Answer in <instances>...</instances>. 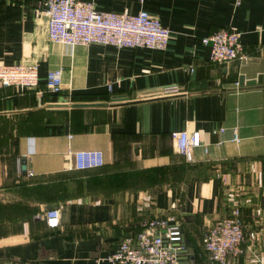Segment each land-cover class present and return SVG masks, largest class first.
<instances>
[{
  "label": "crops",
  "instance_id": "obj_1",
  "mask_svg": "<svg viewBox=\"0 0 264 264\" xmlns=\"http://www.w3.org/2000/svg\"><path fill=\"white\" fill-rule=\"evenodd\" d=\"M93 1L157 14L168 45L54 41L43 0H0V62L39 64L37 87L0 85V264H114L123 238L167 213L182 223V258L205 263L204 233L236 207L246 239L227 264H264V0ZM220 27L241 33L248 59L211 60L203 37ZM59 67L63 86L50 91ZM241 75L262 81L238 87ZM94 101L109 104L73 105ZM185 128L202 141L187 155L172 137ZM69 145L101 148L106 162L73 168Z\"/></svg>",
  "mask_w": 264,
  "mask_h": 264
},
{
  "label": "built area",
  "instance_id": "obj_2",
  "mask_svg": "<svg viewBox=\"0 0 264 264\" xmlns=\"http://www.w3.org/2000/svg\"><path fill=\"white\" fill-rule=\"evenodd\" d=\"M241 1L236 0V3L240 4ZM43 10L49 16L50 39L70 45L99 42L116 47L165 48L170 40L171 29L157 14L147 9L136 13L118 12L98 8L93 0H43ZM203 42L210 46V58L215 62L248 59L241 33L230 27L215 29L203 37ZM236 83L240 87V82ZM12 84L37 87L39 64L0 62V85ZM62 86L63 69H51L47 75V89L57 92ZM179 89L180 86L176 84L164 87L166 93ZM172 137L178 151L184 155L189 154L194 146L202 144L199 130H174ZM232 139L240 140L238 127H234ZM67 154L71 167L76 169L97 168L106 162L105 152L101 148L74 149L69 145ZM46 222L49 227L60 225L59 207L52 206L46 210ZM245 239L241 209L236 207L231 215L218 219L204 233L208 262L183 259L181 251L186 245L182 223L175 214L167 213L144 220L136 233L123 238L106 258L114 264H227L230 255L243 252Z\"/></svg>",
  "mask_w": 264,
  "mask_h": 264
},
{
  "label": "water",
  "instance_id": "obj_3",
  "mask_svg": "<svg viewBox=\"0 0 264 264\" xmlns=\"http://www.w3.org/2000/svg\"><path fill=\"white\" fill-rule=\"evenodd\" d=\"M257 81H262V75H260V77L257 79V78H253V79H245L244 75H241L240 77V83L241 84H244V83H247V84H255L257 83ZM113 100H123V99H126L128 100L129 99V96L127 95H116L112 98ZM109 103L106 102V101H94V102H76V103H73L74 106H83V105H90V106H100V105H108ZM23 167H25L23 165ZM25 169V168H24Z\"/></svg>",
  "mask_w": 264,
  "mask_h": 264
}]
</instances>
